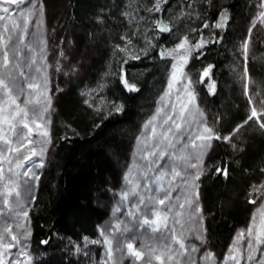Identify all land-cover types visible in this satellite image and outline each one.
<instances>
[{"label":"trees","instance_id":"obj_1","mask_svg":"<svg viewBox=\"0 0 264 264\" xmlns=\"http://www.w3.org/2000/svg\"><path fill=\"white\" fill-rule=\"evenodd\" d=\"M262 3L167 0L162 11L149 12L154 0H46L54 38L60 35L66 49L90 50L92 58L84 73L66 82L56 96L53 156L31 214L36 264H79L71 244L84 245L97 237L98 224L110 208V190L123 180L128 153L137 139L146 137L143 127L158 114V101L169 90L174 61L161 52L184 36L193 44L208 41L192 53L184 70L194 82L208 126L221 136L212 141L199 179V214L204 242L219 258L224 255L236 228L250 220L252 189L264 179V129L255 121L240 127L251 108L240 80L245 70L256 82L251 85L253 103L264 99V24L252 26ZM223 13L226 26L216 28ZM156 20L168 23L171 32H160ZM125 37L139 59L116 48L124 47ZM249 37L245 56L242 44ZM208 65L213 66L211 78L198 82ZM121 75L139 91H128ZM212 81L214 94L209 91ZM177 89L174 84L171 94ZM114 105L122 111L116 112ZM216 168L227 169L228 175Z\"/></svg>","mask_w":264,"mask_h":264},{"label":"rangeland","instance_id":"obj_2","mask_svg":"<svg viewBox=\"0 0 264 264\" xmlns=\"http://www.w3.org/2000/svg\"><path fill=\"white\" fill-rule=\"evenodd\" d=\"M33 5L42 7L43 9L41 17H31V22L28 25V33L24 37V44L34 49V51H29V48L21 46V51L18 54L16 63L19 65L23 75H17L14 83L7 80L6 82H9V87L13 89L12 95L16 98L17 103H19L21 107H25L27 101L40 100L41 103H43L42 94H47L50 98V108L45 114L44 120H40L39 122L45 123L46 121H50V123H45L46 128L50 132V138L48 143H43V138L35 135L37 131H42L43 129H35V126L32 125L34 132L30 134L28 138L33 140V144L28 145V147L24 149V153L30 155V149L35 147L37 152L43 150V155L34 156L31 160L27 161H21L13 154L7 153L6 146L0 142V152H4V154L8 156V159L12 161L8 163L0 158V167L5 170L4 179L8 181V179L11 178L9 191L11 192L14 187L15 192L19 193L18 196L15 192H12V194L7 197L0 196V232L5 228L11 229V233L5 236L6 243L12 242L11 235L17 236L20 243L17 244L11 252L15 254L16 260L20 261L21 264H36L35 251L37 253L38 251L34 248L32 242L33 221L31 214L35 205L37 187H39L40 179L46 173L47 166L53 156L55 139L52 130L56 113V96L63 90L66 82L69 80L71 81V78H78L84 73L92 58V52L90 50L78 52V50L72 48V45L66 49L64 46H61L62 42L60 35H56L54 38V23L46 6V0H32L31 5L22 7L31 8ZM5 6L9 7V13L4 14L0 12V15L5 16V21L2 23L8 24L9 26L13 20L17 23H21L20 9L17 8L16 5L5 4ZM12 60V53L9 52L10 66ZM33 60L35 61L34 64L32 63ZM36 69H39V72H37ZM170 74L171 70L168 75L169 81ZM188 75L192 81L191 87L194 91V82L190 74ZM44 77L47 78L46 87L44 85ZM29 83H39L41 88L38 91L29 89L27 87ZM175 84H177L178 89L181 88L179 83ZM172 91L174 92L173 89L171 93ZM177 96H181L182 99L178 100ZM6 99L7 97L0 96V105L8 108V111L4 114L9 115L15 109L14 107L4 105V100ZM182 102L183 93L178 91L166 97L163 101L161 99L158 101L157 107L158 109L163 108V112H160L159 118L154 122V125L147 128L145 127L146 124L144 125L143 130L146 129V137L137 139L128 153L125 169L123 170V180L118 187L110 190V208L107 215L98 224L97 237L94 240H85L84 245L73 243L70 246V248L72 247L73 251L76 252L74 257L79 264H105L108 249L107 245L103 243L104 237L101 235L102 232L111 234L110 238L115 237L113 238L112 257L109 264H145L144 261L134 262L132 258L126 254L122 255L117 247V239H122L125 243H133L138 249L143 250L146 255L150 250H154V255H159L162 252L171 254L174 259L168 261L165 256V264H187L188 256H191L195 264H236V261L228 259L234 245L239 248V264H261V262L264 261V245L260 246L259 250L254 253V258L250 260L247 258L249 253L247 247L249 238L246 236L244 240L237 243L238 234L241 231L246 232L251 218L254 215L259 218L258 209L264 204V196L259 192H255L253 189L264 184V179L252 189L251 193L256 203L254 204L250 220L248 223L236 228L235 234L224 255L219 258L206 241L204 242L205 229L202 215L201 213L198 215L193 214V209L197 207V203L200 212V207H202L201 198L199 196L198 202H194L190 208L185 203V198L191 195L192 190L187 189L186 191L183 180L180 177L173 180L171 176L173 169L184 171L183 162L175 160L174 157L181 154L186 155L188 151L192 150L191 148L185 149L184 145L190 144L193 135L201 131L202 128L196 122H193L191 128L185 127L181 134L175 133L174 130L173 133L170 134V138L171 136L182 137L173 139L172 143L175 147H170L166 143H160L159 135L153 139L151 131L153 126L156 128L157 133L166 131L169 127H173L171 121L165 124L164 120L166 115H173V106H175L176 112L178 113ZM27 110L29 112V123L31 124V104H27ZM205 117L206 114L203 113V119L209 125V119ZM19 119L20 118L17 117L16 120H13L17 128L20 127L18 123ZM174 119H176L175 116ZM0 135H4L6 138L13 140V146H18L15 132L10 131L8 125L0 123ZM161 151L167 154L161 156ZM150 152H155L156 155L149 156ZM209 152L210 150H208L204 157V163L206 162ZM18 163L21 164L19 168L16 167ZM9 168H12L13 172H8ZM29 170V175L25 176L24 173ZM192 171L193 170L189 169L185 174ZM162 174V179H158ZM170 181L171 184L169 183ZM196 183L199 185V181ZM178 185L180 187H177ZM161 188L173 189L170 191L171 201H166L165 205L151 203L153 198L159 200L164 197V192L161 191ZM133 189H135V194H133ZM3 191L4 188L0 186V193ZM125 193H127V198H125ZM177 197H180L179 201H177ZM192 198L195 201V197ZM5 199L7 203H4ZM102 203L104 204V201H102ZM169 203L176 205V207H173L171 212L167 213L169 217L168 230L162 233H153L148 226H142V221L145 218L155 219L153 215L155 212L163 214L167 210ZM180 203H185V207L182 210L178 208V204ZM177 211L183 212V215L179 217V224L175 223V214ZM24 212H27V216L23 215ZM117 225H119V231L116 230ZM125 228L128 229L127 232L123 231ZM173 236L177 239L184 240L185 245L189 249L188 253L184 255L180 254L182 250L179 249V245L175 243V240L172 238ZM92 241H100V243H92ZM193 247L197 249L194 253L191 252ZM169 249L171 250L170 252ZM208 253L214 254L213 257L211 259H204ZM39 255L40 254H36L37 257H39ZM40 257L43 258L44 256L41 255ZM9 264H11V261ZM151 264H160V262L153 258Z\"/></svg>","mask_w":264,"mask_h":264},{"label":"snow or ice","instance_id":"obj_3","mask_svg":"<svg viewBox=\"0 0 264 264\" xmlns=\"http://www.w3.org/2000/svg\"><path fill=\"white\" fill-rule=\"evenodd\" d=\"M32 0H0V12L4 14L9 13V7H6L5 4L16 5L17 8L20 9V16H21V23H17L15 20L11 22V25L2 23L5 21V16L0 15V96L7 97L4 100V105H8L10 107H14V111L11 112L9 115H5L8 111L7 107L0 105V123L8 125L10 131L15 132V138L18 142V146H13V140L6 138L4 135H0V142L6 146V152L13 154L17 159L21 161L31 160L32 157L37 155H43V150L37 152L35 147L30 149L31 154L28 155L24 153V149L28 147V145L33 144V140L28 138L30 134H33L35 129H43L42 131H37L35 135L43 138V143H48L50 138V132L46 128L45 123H50V121H46L45 123H40V120H44L45 114L49 111L50 108V98L47 96L46 93L42 94L43 103L40 100L35 101H27L25 107H21L19 103H17L16 98L12 95L13 89L9 87V82L14 83L16 80L17 75L22 76L23 73L20 71L19 65L16 63V59L18 58V54L21 51V46L24 48H29L28 45L24 44V37L28 33V25L31 22V17H41L43 9L42 7L32 6L29 7H22L25 5H31ZM163 3H167V0H154V4L151 8L147 9L149 12L155 11L160 12L162 11L161 5ZM261 8L264 9V3L261 4ZM127 15V13H125ZM182 15H184L182 13ZM227 13H223L220 17V20L214 25L216 28H224L227 22ZM39 22V21H38ZM257 24H264V10L260 11L259 15L256 17V21L253 23V27L255 28ZM155 27L162 33H169L171 32V27L168 23L162 20H156L154 22ZM204 27H209V25L205 24ZM126 44L124 47L117 45L116 48L121 51L125 52L129 55L131 59H139L138 54H132L129 51L128 46L131 45L132 41L130 38L125 37ZM250 37L248 40H245L242 44L243 54L246 56L249 48ZM208 41L204 39H200L196 43H192L187 36L181 38L180 42L175 45L173 49H166L161 52L163 57H171L173 59V63L171 64V74H170V81L168 84L169 91H166L164 96L161 97L163 101L166 97L171 95V90L174 87L175 83H179L181 88L177 89L178 92L183 93V102L179 107V112H176L175 106H173V115H166L164 120L165 124H168L170 121L172 122L173 127H169L166 131H162L160 133L156 132V128L153 126L151 128L153 139L159 135L160 143H166L170 147H175L172 143L173 139H178L182 137L171 136L170 134L175 133L181 134L185 127L191 128L192 123L196 122L198 125L201 126L202 130L195 133L190 141V144H185L184 148L189 149L187 154H181L174 157L177 161H182L184 164V171H177L173 169L171 172L172 179L175 180L177 177H180L183 180L184 185L187 189H191V195L186 196L185 203L191 208L194 202H198L199 197V185L196 183L199 181L200 177L204 175L206 169L204 168V157L206 156L208 150L212 146L213 140H220L221 136L217 134L213 127L208 126L206 121L203 119V112L199 109L198 105L196 104V95L195 92L192 90V81L187 72H185V67L187 66L189 59L192 57V53L194 51H199L202 49ZM29 51H34V49L29 48ZM9 52L12 53L13 60L9 61ZM32 63L34 64L35 61L33 60ZM212 65H208L205 67L202 72L200 73V80L198 82H204L205 78H211L212 73ZM39 72V69H36ZM121 83L125 86V88L130 92L139 91L135 84H129L127 79L124 78L123 75L120 77ZM9 81V82H6ZM240 80L244 85L245 95L248 98V102L251 105L250 114L244 120V123L240 125L243 127L245 124H248L249 121H255L258 123L260 129H264V120H261V116H264V99H260L253 103V96L251 92L253 91L251 85H255V81L252 80L251 75L245 70V72L240 76ZM47 78L44 77V85L46 87ZM29 89L39 90L41 85L39 83H29L27 85ZM209 91L211 93H215V81H212L209 84ZM177 99H182L181 96H177ZM27 104L32 105V117H31V124L29 123V112L27 110ZM116 112L122 111L120 106H113ZM159 112H163V108L158 110V114L153 116L150 119L145 127H149L154 125V122L159 118ZM174 116L176 119H174ZM11 117V118H10ZM19 117L18 123L20 127L17 128L16 124L13 123V120ZM239 131V128L236 129ZM225 140H230L231 137L225 136L223 137ZM166 152H160V155H166ZM156 155L155 152H150L149 156ZM0 158L11 163L12 161L8 159V156L4 154V152H0ZM147 158V157H146ZM194 161V162H193ZM17 168L21 167V164L16 165ZM193 170L192 172L185 174L187 170ZM4 169L0 167V186L4 188V191L0 193V196L7 197L11 195L12 192H15V188L13 187L11 192L9 191V183L11 178L8 181L4 179ZM215 171L221 173L224 176L228 175L227 169L216 168ZM8 172H13L12 168L8 169ZM30 173L26 171L24 173L25 176H28ZM163 174L160 178L162 179ZM127 179V178H126ZM171 184V181L169 182ZM177 187H180L179 185ZM173 190L163 189L161 191L164 192V197L156 200L155 198L152 199L151 203L165 205L166 201H171L170 191ZM255 192L261 193L264 196V184L255 187L253 189ZM18 196L19 193L15 192ZM133 194H135V189H133ZM125 198H127V193L124 194ZM192 197H195V201ZM179 201L180 197L176 198ZM143 202V201H141ZM4 203H7V200H4ZM185 203L178 204L179 209H184ZM251 203L255 204L256 200H252ZM176 207V205H172L169 203L167 210L162 214L160 212H155L153 215L155 219H148L145 218L142 221V226L146 225L150 228L153 233H162L165 230H168L169 224L168 220L169 217L167 215L168 212H171L172 208ZM19 214V213H18ZM193 214L198 215V203L197 207L193 209ZM24 216H27V212L23 213ZM176 219L175 223L179 224L180 220L179 217L183 215L182 211L176 212ZM259 218L254 215L251 218L250 224L245 231H241L237 237V243L239 241L244 240L247 236L248 243L247 247L249 249L248 259L254 258V253L257 252L261 245H264V204L261 205L260 209H258ZM191 218V217H190ZM182 227V225H181ZM116 230L119 231V225L116 226ZM127 232L128 229L125 228L123 230ZM174 232V229H173ZM11 233L10 228H5L2 232H0V264H21L20 261L16 260L15 254L11 252L12 249L16 247L17 244L20 243L16 235H11L12 242H5V236ZM103 235V243L107 245V259L105 260V264H109V261L112 257V247H113V238H110L111 234H105L104 232L101 233ZM175 240V243L179 245V249L182 250L180 253L184 255L189 252L188 247L185 245L183 239H177L175 236L172 237ZM202 239V237H201ZM43 243H47V241H43ZM92 243H100V241H92ZM117 247L119 248L122 255L126 254L127 256L131 257L132 260L135 261H144L145 264H151L152 259L158 260L160 264H165V256L168 261L174 259L171 254L161 253L159 255H154V250H150L149 253H146L138 249L133 243L128 242L125 243L122 239H117ZM171 250L169 249V252ZM196 248H192L191 252H196ZM239 248L234 245L231 249V253L228 257L229 260L236 261V264H239ZM214 254L208 253L204 257V259H211ZM30 259V257H29ZM187 264H195V261L192 260L191 256L187 257ZM264 264V261L261 262Z\"/></svg>","mask_w":264,"mask_h":264}]
</instances>
